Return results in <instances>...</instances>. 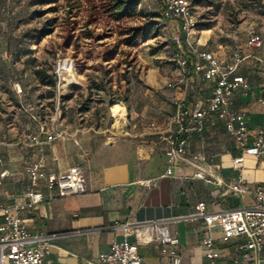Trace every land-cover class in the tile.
<instances>
[{"label":"crops","instance_id":"1","mask_svg":"<svg viewBox=\"0 0 264 264\" xmlns=\"http://www.w3.org/2000/svg\"><path fill=\"white\" fill-rule=\"evenodd\" d=\"M202 32L197 44L213 51L225 64L231 62L236 49L248 55L237 73L246 77L250 89L236 90L229 109L245 114L251 134L258 128L264 129V58L258 55L260 46L248 48L247 38L240 48H231L223 42L212 44L209 31ZM193 61L191 57L190 74L180 88L164 90L171 101L184 97L191 111L197 104L207 105L215 84L214 80L202 79ZM173 74V79L179 76L176 67ZM150 81L158 90L170 82L154 74L150 75ZM174 111L171 102L162 105L154 115L136 113L129 131L114 137L106 136L105 130L56 127L63 135L44 146L47 171L60 174L70 167L81 166L87 191L59 197L56 191L41 185L43 200L19 211L31 234L51 235L45 264L96 262L100 253L109 250L112 240L124 239V231L114 229L117 223L133 225L126 239L138 245L141 264H171L161 245L149 240L144 231V224L151 221H160L178 236L182 264H247L238 248L240 240L223 241L217 227L210 228L202 218L192 215L200 202L209 212L254 205L251 193L235 194L228 187L239 183L251 189L256 186L264 189V153L246 155L244 162L235 167L233 158L239 150L226 131L224 119L215 113L204 120L201 132L187 135L186 154L170 160L165 153L168 143L160 134L170 126ZM30 124L24 135L37 129L36 123L30 120ZM23 136L5 134L0 138L3 156L0 172L3 169L11 172L0 185V200L9 206L29 201L25 168L39 154L36 147L16 144ZM170 167L172 173L167 175ZM198 172L202 177L196 176ZM207 236L213 238L214 251L219 254L213 261L206 258L203 240Z\"/></svg>","mask_w":264,"mask_h":264},{"label":"rangeland","instance_id":"2","mask_svg":"<svg viewBox=\"0 0 264 264\" xmlns=\"http://www.w3.org/2000/svg\"><path fill=\"white\" fill-rule=\"evenodd\" d=\"M188 1L198 21L195 39L208 30L212 44L240 48L250 34H259L264 58V0ZM138 2L140 14L115 20L107 11L110 0H0V138L24 135L29 106L48 127L92 128L114 137L120 134L116 127L134 124L136 113L147 117L171 104L164 95L169 88L152 87L150 75L173 79L175 42L182 34L178 23L162 18L158 0ZM135 27L147 36L128 43ZM59 61L72 68L56 75L49 98L51 87L35 69L51 73ZM15 82L23 95L13 89ZM117 106L124 109L120 124L113 116Z\"/></svg>","mask_w":264,"mask_h":264},{"label":"built area","instance_id":"3","mask_svg":"<svg viewBox=\"0 0 264 264\" xmlns=\"http://www.w3.org/2000/svg\"><path fill=\"white\" fill-rule=\"evenodd\" d=\"M161 16L164 20L178 22V36L175 42L174 63L179 70V76L167 83L171 89L180 88L185 78L190 74L191 57L194 58L195 71L201 73L203 80H214L212 95L207 105L196 107L191 111L184 97L175 98V107L170 126L160 134L168 143L165 150L170 160H175L187 152V135L201 132L204 120L211 114H218L225 121L226 131L233 137L239 154L233 158V165L239 167L246 155L259 156L264 153V129L258 128L253 134L249 132L245 114L229 109L231 98L238 89L249 91L250 86L245 76L237 73L239 67L248 58L242 49H236L231 56V62L225 64L213 51L201 48L194 34L196 32V18L188 0H159ZM261 36L250 34L247 37L248 48L261 46ZM71 62L59 61L55 73L71 70ZM18 95H23L24 89L19 82L13 84ZM30 120L37 124V129L28 131L16 144L26 148H38V156L29 162L25 168L29 183L26 193L29 201L26 204L9 206L0 200V264H45L44 258L49 252L51 235L31 234L19 211L25 206L35 205L43 200L40 186L49 191H56L59 197L73 196L87 191L86 175L81 166L70 167L66 172L55 174L47 171V156L44 146L63 133L56 126H45L33 111V107L25 108ZM119 133H126L129 129L123 125L115 128ZM3 156L0 153V165ZM172 168L166 174L170 175ZM11 175L8 169L0 172V185L4 178ZM196 176L202 177L201 172ZM228 189L235 194L251 193L255 204L249 207H239L217 212H209L204 203L195 206L194 218H202L208 227H217L221 232V239L240 240L238 248L247 264H264V189L261 186L249 188L239 183L230 184ZM144 231L149 240L161 245L163 253L168 254L171 264H182L178 254L179 238L160 221L144 224ZM133 228L130 223L116 224L114 229L124 231V239L112 240L107 252L100 253L96 262L85 260L81 264H141L138 245L127 241V233ZM136 235L140 236L138 229ZM203 243L206 247V258L209 261L219 257L214 251L215 243L211 236H207Z\"/></svg>","mask_w":264,"mask_h":264},{"label":"trees","instance_id":"4","mask_svg":"<svg viewBox=\"0 0 264 264\" xmlns=\"http://www.w3.org/2000/svg\"><path fill=\"white\" fill-rule=\"evenodd\" d=\"M138 4H139L138 0H110L107 11L111 13V15L114 17L115 20H121L126 17H132L134 15L140 14L141 13L140 10L137 9ZM196 29H198L197 19H196ZM137 35L145 39L147 36V30H144L143 27L132 28V35L127 39L128 43H132V41L136 38ZM35 74L39 78L42 84L49 85L51 87L50 90H48L47 96L49 98H53L54 97V86L56 84L55 69H53V72L48 73L43 68H36ZM35 113L39 117L40 122H42L40 114L36 111Z\"/></svg>","mask_w":264,"mask_h":264},{"label":"bare ground","instance_id":"5","mask_svg":"<svg viewBox=\"0 0 264 264\" xmlns=\"http://www.w3.org/2000/svg\"><path fill=\"white\" fill-rule=\"evenodd\" d=\"M70 78V77H69ZM75 82V81H74ZM67 84V83H66ZM70 85V84H69ZM63 86V85H62ZM61 86V87H62ZM64 86H66V85H64ZM67 87V86H66ZM64 88V87H63ZM123 114H124V109H123V107L122 106H117V108L114 110V112H113V116L114 117H116V120L118 121V123L120 124V119H121V117L123 116Z\"/></svg>","mask_w":264,"mask_h":264}]
</instances>
